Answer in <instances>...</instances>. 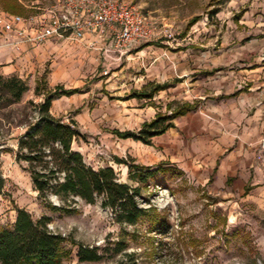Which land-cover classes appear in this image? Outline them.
<instances>
[{"label":"rangeland","instance_id":"1","mask_svg":"<svg viewBox=\"0 0 264 264\" xmlns=\"http://www.w3.org/2000/svg\"><path fill=\"white\" fill-rule=\"evenodd\" d=\"M122 1L138 6L158 26L164 25L166 37L141 46L128 59L109 68L103 67L98 52L85 45L53 44L34 75L0 76V148L7 149L0 153L4 180L0 231L12 228L15 209L19 208L33 220L47 217L48 229L65 239L61 245V251L66 253L63 264H78V245L96 248L102 256L100 262L89 264H116L122 259L132 264H264V208L240 200L234 193L232 197L215 195L207 184H202L197 166L206 170V158L194 163L188 155L185 173L174 164L171 167L169 162H158L160 152L165 155L177 150L168 145H172L176 133L180 135L179 131L152 139L151 146L119 140L110 133L137 132L157 114H169L168 106L176 108L186 102L199 103L200 109L175 123L185 121L190 125L192 118L199 115L205 119L207 112L201 105L206 103L204 98H212L217 82L203 74L204 47L209 44L210 49L219 48L222 36L230 31L232 17L240 12L251 13L252 20L262 17L264 23V0ZM34 5L43 8L47 2L38 0ZM215 10L217 13L212 14ZM22 12L30 15L35 11ZM195 19L197 22L189 25ZM11 78L23 81L28 88L19 103H13L2 87ZM179 78L182 83L158 93L151 101L129 98L132 92L142 91L152 83ZM37 85L46 91H76L52 101L50 112L64 122L75 121L83 137L72 142V149L82 155L87 166L94 170L112 168L118 182L132 187L138 185L128 182L122 162L146 167L163 164L169 169L156 181L139 186L138 206L147 213L135 225L116 223L112 212L102 208L100 202L86 205L79 201L73 206L74 212L53 211L33 191L25 165L15 161V151L16 138L36 118V110L28 102L41 101L35 96ZM179 128L188 131L184 126ZM186 136L179 152L190 149L192 139ZM48 203L61 206L54 197ZM116 248L122 251L114 254Z\"/></svg>","mask_w":264,"mask_h":264},{"label":"trees","instance_id":"2","mask_svg":"<svg viewBox=\"0 0 264 264\" xmlns=\"http://www.w3.org/2000/svg\"><path fill=\"white\" fill-rule=\"evenodd\" d=\"M0 7L9 13L22 14L21 6L16 0H0ZM213 11L212 14H216ZM197 19L192 20L193 25ZM151 43L143 45L149 46ZM1 80V77H0ZM179 82L178 80L173 83ZM170 83L150 85L148 89L132 92L129 98L137 100H151L155 94L165 91ZM2 87L11 97L13 103H19L22 95L28 90L25 83L11 78L2 83ZM76 91H62L53 89L46 91L35 88V96L41 101L28 105L36 110V118L26 126L24 132L16 138L17 148L15 161L24 164L33 191L39 199L46 202L51 210L74 212L73 206L79 201L86 205L100 202L102 208L109 209L118 224L135 225L147 211L138 206L137 200L141 196L139 186L148 181H156L157 176L168 173L169 169L159 165L156 168L134 164L132 161L122 162L127 169L129 183L118 182L112 168L94 170L87 166L82 155L72 149V142L82 138L75 121L64 122L60 117L50 113L51 103L60 96H70ZM190 104H182L172 108L168 106L169 114H157L153 120L144 122L137 132L113 130L110 133L119 140H133L150 146L152 139L163 135L174 128L173 121L194 110ZM4 143V142H3ZM0 146H3L1 144ZM7 150L0 148V153ZM4 192V180L0 172V195ZM54 197L61 204L60 207L50 205L48 199ZM16 217L11 229L0 231V264H63L66 253L61 251L65 239L49 231V219L41 217L33 220L24 209H15ZM122 249H114L118 254ZM78 264L97 263L102 256L96 248L88 249L78 245L76 255ZM116 264H132L126 259Z\"/></svg>","mask_w":264,"mask_h":264},{"label":"crops","instance_id":"3","mask_svg":"<svg viewBox=\"0 0 264 264\" xmlns=\"http://www.w3.org/2000/svg\"><path fill=\"white\" fill-rule=\"evenodd\" d=\"M16 1L21 6V12L30 9L36 14L40 8L34 5L38 0L30 5L22 0ZM0 13L27 16L23 12H6L1 7ZM250 17L249 12L238 13L232 17V26L222 36L220 47L210 49L209 44L204 47L203 74L217 82L212 88V98H204L206 103L201 105L207 116L205 119L200 115L193 117L190 125L185 121H180L178 125L176 119L185 118L200 109L199 103H183L195 108L176 118L174 128L161 135L180 132V135H172V145H168L177 150L172 154L164 152L165 155L160 152L158 162H169L171 167L174 164L185 173L189 167L186 162L188 155L194 159V163L206 158V170L201 169V165L197 166L202 184H207L215 195L232 197L234 193L240 200L254 202L264 208V23L262 17L255 20ZM12 41V35L0 33V76L17 74L26 78L34 75L50 45L68 43L52 40L45 47L24 49L23 53L17 54L9 45ZM225 69V73L220 72ZM177 80V83H173L176 80L165 83H170L172 87L183 82L182 78ZM179 126L188 128V131L183 132ZM186 135L192 139L190 149L186 153L179 152ZM260 155L262 162L256 160ZM192 168H196L195 165Z\"/></svg>","mask_w":264,"mask_h":264},{"label":"built area","instance_id":"4","mask_svg":"<svg viewBox=\"0 0 264 264\" xmlns=\"http://www.w3.org/2000/svg\"><path fill=\"white\" fill-rule=\"evenodd\" d=\"M46 1L36 14L0 13V33L12 35L9 45L17 54L45 47L52 40L66 41L98 52L103 67L109 68L167 35L164 25L158 26L138 6L122 0ZM262 159L256 157L259 162Z\"/></svg>","mask_w":264,"mask_h":264}]
</instances>
